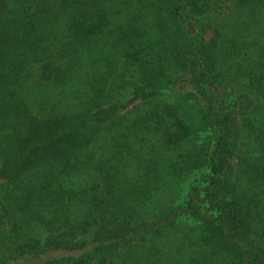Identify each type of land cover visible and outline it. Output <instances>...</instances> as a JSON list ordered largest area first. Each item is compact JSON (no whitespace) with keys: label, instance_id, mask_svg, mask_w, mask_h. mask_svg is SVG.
<instances>
[{"label":"trees","instance_id":"trees-1","mask_svg":"<svg viewBox=\"0 0 264 264\" xmlns=\"http://www.w3.org/2000/svg\"><path fill=\"white\" fill-rule=\"evenodd\" d=\"M0 264H264V0H0Z\"/></svg>","mask_w":264,"mask_h":264}]
</instances>
